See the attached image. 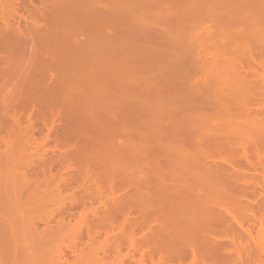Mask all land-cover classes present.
<instances>
[{
  "label": "bare ground",
  "instance_id": "6f19581e",
  "mask_svg": "<svg viewBox=\"0 0 264 264\" xmlns=\"http://www.w3.org/2000/svg\"><path fill=\"white\" fill-rule=\"evenodd\" d=\"M40 2L28 12L32 46L29 29L0 30V148H39L55 135L52 152L64 150L20 163L16 197L0 168V264H26L36 252L39 230H20L15 217L21 197L47 193L39 186L55 176L57 193L69 186L79 196L49 217L69 223L88 203L92 219L84 212L80 241L103 233L105 255L128 251L120 264H264L248 245L256 227L264 235V0ZM201 23L209 26L199 36ZM202 45L204 56L214 54L210 75V63L194 62ZM152 65L163 67L142 78L156 73ZM16 68L23 78L12 93L4 84ZM36 132H47L40 143ZM65 256L58 264L69 263Z\"/></svg>",
  "mask_w": 264,
  "mask_h": 264
},
{
  "label": "rangeland",
  "instance_id": "374dc122",
  "mask_svg": "<svg viewBox=\"0 0 264 264\" xmlns=\"http://www.w3.org/2000/svg\"><path fill=\"white\" fill-rule=\"evenodd\" d=\"M29 1L30 0H0V30L1 29H4L6 26H10V27H13V28H16V26H18L17 24H19L20 25V27H21V29L22 30H24L25 32H27L28 33V35H30V33L28 32V29H29V31H32V37H33V32H35V31H33V25H32V22L35 20L34 18H33V20L31 21V19H32V16H35L34 14L31 16V15H28L30 12L32 13H35L36 12V8L37 7H41V0H33L32 2H33V7H35V9L32 7V5L29 3ZM28 6V10L27 9H25L26 7L25 6ZM35 5V6H34ZM37 6V7H36ZM33 8V9H32ZM39 9V8H38ZM30 11V12H29ZM29 12V13H28ZM30 13V14H31ZM22 15H24V17L26 16V17H29V19L27 18V20H24V19H22L21 20V16ZM151 21V20H150ZM152 22V21H151ZM151 22H149V23H151ZM32 25V26H31ZM152 26H153V24H151ZM159 25V24H158ZM157 25V26H158ZM200 25H203L202 23L201 24H199L198 26H200ZM28 26V27H27ZM156 24H154V26H153V28L152 29H156V30H159V28H161L162 26H156ZM197 26V27H198ZM204 27L203 28H201L202 30H195L196 31V35H202V34H205L206 32H207V27L209 26V24H207V23H204V25H203ZM155 27V28H154ZM27 28V29H26ZM150 28V29H151ZM31 29V30H30ZM163 28H161L160 30H162ZM27 30V31H26ZM205 32V33H204ZM207 34V33H206ZM35 33H34V37L33 38H31V35H30V41H29V45L27 44V46H32L33 45V41L35 40L34 38H35ZM205 36V35H204ZM196 42V41H195ZM197 45V43L195 44V46ZM206 45V44H205ZM208 45V44H207ZM206 45V46H207ZM198 46H199V44H198ZM198 46H197V55H199V54H201V53H203V55L201 54V56H197L196 55V58L194 59V62H196L197 63V61L198 62H202L201 63V65L202 66H205L207 63H210V64H207V65H210V67H209V69L210 70H208V69H204L205 70V72L203 71V73H206V74H208V75H210L211 73H213V72H216V70L213 68V62H214V60H213V55L214 54H212L211 55V53H210V55L211 56H204V55H206V54H204L205 53V51H207L206 49H205V46L204 45H202L201 46V48L199 47V49H198ZM203 46H204V48H203ZM194 47V46H193ZM209 47H211L210 45H209ZM205 49V51H203ZM193 50H195V48L193 49ZM203 52H202V51ZM200 51H201V53H200ZM148 52H150V51H148ZM194 53H196V52H194ZM149 55H151L150 53H149ZM148 55V53L146 54V56H148L147 57V59H154L155 57H152L153 55H151V56H149ZM209 55V54H208ZM193 56V55H192ZM28 57V56H27ZM25 58V59H23V60H25L26 62H29L30 61V58ZM109 57V56H108ZM143 58V57H141V56H138V58ZM194 57H195V54H194ZM27 59H29V61H27ZM142 60H144V59H142ZM155 60H157V59H155ZM154 60V61H155ZM137 61V60H136ZM145 61V60H144ZM149 61V60H148ZM147 61V62H148ZM153 60H151V64H153V65H156V63L155 62H152ZM146 62V61H145ZM141 63H142V61H141ZM159 63V62H158ZM149 64V65H148ZM147 65L150 67L151 65H150V63H148ZM198 64V63H197ZM200 64V63H199ZM152 65V67H154ZM159 65H161V64H159ZM158 66V65H157ZM201 66V67H202ZM145 67H147L146 65H145ZM148 67V71H149V68ZM152 67H151V69H152ZM163 66H161V67H158V68H162ZM142 68V67H141ZM140 68V69H141ZM157 68V67H156ZM155 67L153 68L154 70L156 69ZM157 68V69H158ZM204 68V67H203ZM144 69V68H143ZM146 70V69H145ZM144 70V71H145ZM202 70V69H201ZM19 71H20V74H19ZM144 71H142L141 70V72L143 73ZM153 71V70H152ZM151 71V72H152ZM157 71L159 72V69L158 70H156V73H154V75H153V72H152V74H146V71L144 72L146 75H144L142 78H144V77H147V78H153V77H155V75L156 74H159V73H157ZM224 71V70H223ZM15 72V73H14ZM150 72V71H149ZM198 72H199V70H198ZM201 72V71H200ZM22 73V74H21ZM148 73V72H147ZM201 74V76H200V78H205V79H209V77H207V75H205V74ZM221 73V72H220ZM216 74V73H215ZM223 74L224 75H226V73H224L223 72ZM21 75L23 76V71L22 70H18V68H16L15 70H13L10 74H8L7 75V78L8 77H10L9 78V82L10 83H12L11 84V86L10 85H8V84H10L9 82H7L6 83V85L4 84V86L7 88V86L8 87H10V89H12L13 91H10V89L8 88V91L9 92H15L16 91V89L19 87L18 85H15V84H18L16 81L17 80H21V78H23V77H21ZM153 76V77H152ZM198 76V75H197ZM21 77V78H20ZM141 77V76H140ZM212 76H210V78H211ZM5 79V80H8V79ZM16 79V80H15ZM12 80V81H11ZM13 80H14V82H13ZM19 80V81H20ZM13 84H14V86H17V88H14V86H13ZM20 84V83H19ZM12 86H13V88H12ZM5 90L6 89H4V92H5ZM7 91V90H6ZM7 91V92H8ZM7 92H6V94H7ZM8 92V93H9ZM11 113V112H10ZM25 116V115H24ZM24 118V121H26V116L25 117H23ZM26 123V122H25ZM8 125H10V123L8 124ZM57 127V126H56ZM58 128V127H57ZM56 128V129H57ZM5 131V130H4ZM3 131V135L1 134L0 135V137L1 138H4V137H6L7 138V135L5 136V134H7L6 132H4ZM44 131H47V130H45L44 129ZM42 132H43V130H42ZM41 132V134L40 133H37L36 132V134H35V136H34V138L36 139V141H38L39 140V143H40V141L42 140V139H44L45 138V135L44 134H46L45 132L44 133H42ZM0 133H1V131H0ZM5 133V134H4ZM43 135H44V137H43ZM55 135L53 136L52 135V138H51V142L50 141H48L47 142V146H46V144H44L42 147H37L36 145H33L32 147H27V149H25V151H22V152H20V151H18V152H16L15 150V152L14 151H12V152H14L13 154L10 152L9 153V150H8V148L6 149V146H5V144H3V146L1 145V148H0V168L2 169V172H4V174L5 173H7V174H9V172H10V179H9V177H8V179L9 180H7L8 181V183L10 182L11 184H7V185H11L9 188H10V190H12L13 191V193H14V188L15 187H18L19 189V194H20V192L21 191H23V190H21V188H23V187H19V185H18V183H19V181H20V176L21 175H19V173H21V170H18L19 169V167L22 165V164H20V163H22V162H25L26 160L28 161V160H36V161H38L39 159V157H44V159H46L47 158V160H49V159H51V158H53L54 156L57 158V155H58V157H59V155H61L60 153H61V149H62V151L64 150V148L63 147H60V150L58 151H55V152H52L53 150H54V148H55V145H56V143L55 142H52V139L54 140L55 138ZM33 138V139H34ZM34 139V140H35ZM34 140H32V141H34ZM43 141V140H42ZM41 141V142H42ZM38 148V149H36V147ZM8 150V151H7ZM55 153V154H54ZM54 157V158H55ZM11 159V160H10ZM38 159V160H37ZM10 162V164L13 166V163H15L14 164V166L11 168V165H5L7 162ZM13 161V162H12ZM6 162V163H5ZM4 164V165H3ZM7 164H9V163H7ZM17 164H19V165H17ZM2 165V166H1ZM5 166L8 168V169H6L5 168ZM55 168H53L52 169V172L51 173H49V174H60V171H61V169H62V167L60 166V165H56V166H54ZM21 169V168H20ZM4 170V171H3ZM8 171V172H7ZM71 172L72 171H68L67 173H65L66 175H67V178L69 177L68 175H73L74 173H72L71 174ZM3 174V175H4ZM52 174V175H53ZM58 174V175H59ZM64 174V175H65ZM76 174V173H75ZM74 174V175H75ZM66 175H65V177H66ZM16 176H19V178H15ZM41 175H39V179L41 180L39 183L42 185V176L40 177ZM54 176V175H53ZM2 177V176H1ZM34 177H36V176H34ZM57 177L58 176H55L54 177V179H56L57 180ZM37 178V177H36ZM47 178H48V176H47ZM49 178H50V176H49ZM2 179H4V178H2ZM5 179H6V175H5ZM19 179V180H18ZM54 179H52V181L54 182L55 180ZM59 180V179H58ZM50 182V183H47V182H45V186L43 185V186H39V193H41V191H42V188L44 187L45 188V190H47L48 192L46 193V191L44 192V194L42 195V194H39L38 196H36L34 199L33 198H29V197H27L26 198V195L24 194V196H22L21 197V199L22 200H20V201H23V202H25V203H23V202H20L19 204H20V206H21V208L19 209V212L18 213H20V217L18 216V215H14V216H18V217H15L16 219L17 218H20V222L19 223H17V227H19L20 228V230H28V229H30V228H32V226H35V228L33 227V230L34 229H36L37 228V230H39V233H41L40 231H43L44 229V231H46L47 230V228H48V226L50 225V229L48 230V234L46 235V236H48V237H46V240L45 239H43L42 237H39V233H38V238H37V241L38 240H41L40 242L41 243H35L34 245H35V247H36V252H33V254L32 253H28L27 251H26V253H28V254H30V257L27 259V261H26V264H58L59 263V260H58V258H59V256H60V253L61 252H65L66 253V256H67V259H66V256L62 259L61 258V262L63 261V262H67V260H68V262L70 263V264H72V262L74 261V264H75V261H76V263L78 262V264H98V263H100V261L101 260H104L105 262H106V264H120V257L121 256H124V255H126V253L128 252L126 249H123L121 252H119V251H116V250H109V251H107L108 252V254H106L105 255V250H104V247H105V241H106V237L104 236V235H102L101 234V236H98L97 237V239H95V241H94V239L93 240H91V242L92 241H94V242H92L91 244L89 243L90 241L89 240H87L86 241V239H88L87 237H86V234L84 233V237H82V239L84 238V241H86L87 243L86 244H84V245H80L79 244V246L81 247H79L78 246V243H79V241H80V234H81V231L83 230V226L85 225V223L86 222H88L89 220H91L92 219V215L91 214H87L86 213V211H88V208L90 207L89 206V204L87 203V209L86 208H84L83 206L81 207L80 206V208H77L76 210H75V214L76 213H78V215L79 216H81L82 215V217H79L78 215H75L76 217H77V219H75V220H73V219H71L70 221H69V223L67 222L68 220H66L65 222L66 223H68V224H66V223H64V224H66V225H64L63 223H60V221L59 222H57L55 219L57 218V220H60L59 218V216H57V217H55V218H53L54 220H55V222L53 221V219H51L52 217H49L50 215H52L53 214V212L55 211V210H57L58 208H61V207H63V206H66V205H69L70 203H71V201H73V197L71 196V194L75 197V198H78V193L76 194V195H74L73 194V192L74 193H76L75 191H72V190H68V189H70V187L68 186V189H66V187H65V189H64V187H63V190H61V191H59V193H57V188H55L54 186H56V185H53V184H55L56 182H58V181H56V182ZM1 182V181H0ZM6 182V181H5ZM4 182V183H5ZM2 183V182H1ZM7 183V182H6ZM20 184V183H19ZM5 184H1V186H2V188H4L3 186H4ZM6 185V186H7ZM18 185V186H17ZM6 186H5V188H6ZM74 187H77V185L75 184V185H73ZM72 186V187H73ZM42 187V188H41ZM48 187H50V188H48ZM4 188V189H5ZM43 188V189H44ZM94 188V187H93ZM17 189V188H16ZM15 189V190H16ZM62 189V188H61ZM75 189V188H74ZM3 190V189H2ZM7 190V189H6ZM41 190V191H40ZM57 190V191H56ZM80 190H82V189H80ZM79 190V194H81L82 192ZM24 191H25V193L27 192L25 189H24ZM44 191V190H43ZM78 191V190H77ZM4 192V194H5V191H3ZM15 192H17V190L15 191ZM61 192V193H60ZM81 192V193H80ZM84 192V191H83ZM7 193V197H8V192H6ZM9 193H10V191H9ZM12 194V193H11ZM16 194H18V193H16ZM16 194L14 193L13 195L16 197ZM18 194V195H19ZM110 193H107V195H109ZM82 195V194H81ZM9 196H11L12 197V195H9ZM1 197V196H0ZM14 200H15V198L14 197H12ZM11 198V199H12ZM12 199V200H13ZM29 201H28V200ZM30 200H32L31 202H30ZM27 201V202H26ZM105 201V200H104ZM23 205L25 206V208H27V212H26V214H25V211H26V209H25V211L23 210ZM10 206V205H9ZM8 206V208H10ZM16 206V205H15ZM94 206H99L98 205V203H96ZM12 208H14V206H11ZM18 207V206H17ZM229 208V210L230 211H232V213H233V215L236 217V219L239 221V222H244V223H246V220H245V215L243 214V212H241L240 210L238 211V210H232V208L231 207H228ZM86 209V210H85ZM8 210H10L9 211V213L11 214V209H8ZM24 211V212H23ZM16 212V211H15ZM87 214V216H88V220H86V222H85V220H82L83 219V215H86L85 213ZM14 213V212H13ZM17 213V212H16ZM81 214V215H80ZM49 218V219H48ZM85 219V218H84ZM51 221V223L50 224H48L49 223V221ZM53 221V222H52ZM72 221V222H71ZM84 221V222H83ZM56 222L57 223H60L61 225H56ZM70 222H71V224H70ZM20 223H22V224H20ZM45 223V224H44ZM46 224H47V226H46ZM63 224V225H62ZM70 224V225H69ZM53 226H54V229H53ZM58 226V227H57ZM47 227V228H46ZM39 228V229H38ZM259 227H256L255 228V230H254V232H253V236H252V238H250V239H248V245H251L252 247H253V250H254V252L256 251L258 254H260L261 255V258H262V261L264 262V254H261V251H264V235H263V231H261V230H259L258 229ZM52 229V231H50ZM24 230V231H25ZM26 230V231H27ZM116 230V229H115ZM29 231V230H28ZM118 231V230H117ZM116 231V232H117ZM262 232V234H261V232ZM51 232V233H50ZM51 235V236H50ZM82 235V234H81ZM263 235V236H262ZM50 236V237H49ZM79 236V237H78ZM77 237L79 238V239H77ZM124 237V236H123ZM45 238V237H44ZM48 238V239H47ZM82 239H81V243L83 242V243H85L84 241H82ZM125 239V238H124ZM76 243H77V251L79 250V252L78 253H76V251H74V252H70V250H69V248H74L75 247V245H76ZM245 243V245H246V242H244ZM37 244V245H36ZM87 244H90V245H87ZM87 245V246H86ZM33 246V245H32ZM31 246V248H33ZM79 247V248H78ZM83 248V249H82ZM27 249H28V247H27ZM25 250H26V247H25ZM29 250H31V249H29ZM34 250V249H33ZM75 250V249H74ZM71 251H73L72 249H71ZM30 252V251H29ZM106 252V253H107ZM74 253V254H73ZM138 255V254H137ZM137 255H135V258L134 259H140L139 258V255L137 256ZM77 256V257H76ZM102 258H104V259H102ZM122 259V258H121ZM100 260V261H99ZM103 261V262H104ZM102 262V261H101ZM68 263V264H69ZM125 263L126 264H129V261H125ZM66 264V263H65ZM130 264H132V263H130ZM135 264V263H134Z\"/></svg>",
  "mask_w": 264,
  "mask_h": 264
}]
</instances>
